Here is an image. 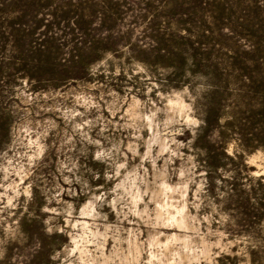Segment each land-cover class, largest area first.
Here are the masks:
<instances>
[{"label": "rangeland", "instance_id": "obj_1", "mask_svg": "<svg viewBox=\"0 0 264 264\" xmlns=\"http://www.w3.org/2000/svg\"><path fill=\"white\" fill-rule=\"evenodd\" d=\"M0 264H264V0H0Z\"/></svg>", "mask_w": 264, "mask_h": 264}]
</instances>
